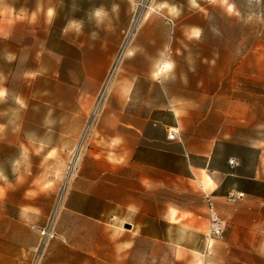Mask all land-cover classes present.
Here are the masks:
<instances>
[{
    "label": "crops",
    "instance_id": "crops-1",
    "mask_svg": "<svg viewBox=\"0 0 264 264\" xmlns=\"http://www.w3.org/2000/svg\"><path fill=\"white\" fill-rule=\"evenodd\" d=\"M132 1L35 0L31 4L0 0V88L6 89V96L0 100V147L18 148L19 160L29 152L71 153L77 147L124 38ZM113 5H118L115 13ZM100 7L108 17L98 26L93 13ZM49 9L55 12L51 21ZM72 21L82 24L79 33L69 28ZM143 29L133 39L134 55L127 56L118 70L110 100L93 128L80 176L65 196L64 212L117 221L122 210L131 209L142 220L136 225H178L185 232L180 238L155 228L143 233L173 244L185 256L194 247L188 233L200 231L172 220L169 212H142L139 197L129 199L125 195H139L146 188L174 187L180 193L197 192L214 198L215 208L223 216L227 208L223 197L242 191L240 179L263 181L242 172L239 154H220L216 141L205 148L203 137L184 129L187 119L181 109L164 101H148V83L156 81L151 76L153 66L163 60L166 49L149 48L151 37L145 34L151 29ZM171 129L176 131L174 139L167 137ZM230 159L235 163L231 165ZM21 176L6 179L0 170V210L4 211L0 218L13 226L33 222L28 187L17 180ZM13 197L17 199L14 202ZM206 219L208 229L207 209ZM125 223L122 220L121 224ZM13 247L18 251L24 248L20 241ZM22 258L17 252L11 264H20Z\"/></svg>",
    "mask_w": 264,
    "mask_h": 264
},
{
    "label": "rangeland",
    "instance_id": "rangeland-1",
    "mask_svg": "<svg viewBox=\"0 0 264 264\" xmlns=\"http://www.w3.org/2000/svg\"><path fill=\"white\" fill-rule=\"evenodd\" d=\"M137 14L139 23L129 33ZM126 26L118 70L134 47L137 31L149 27L148 47L165 46L163 60L170 59L175 67L167 78L148 83V101L181 109L187 119L184 129L203 137L205 148L216 141L220 154H239L244 159L242 172L264 182V0H133ZM193 29L200 30L198 38L191 36ZM111 94L112 90L105 106ZM239 143L248 149L241 150ZM76 149L29 152L19 160L18 148L0 147V170L13 180L22 173L17 180L28 187L33 215V222L23 226L0 218V264H11L17 252L23 255L20 264H29L39 239L36 229L45 225L52 207L63 202L80 176L83 153L75 166L71 164ZM74 168L78 173L72 179ZM255 190L264 192L261 184ZM125 197H139L142 212H169L172 220L200 231L188 233L193 250L183 256L173 244L146 236L143 231L154 228L176 238L185 232L178 225H136L142 220L131 209L122 210L117 221H97L63 208L55 226L57 236L48 243L40 264H264V197L246 195L235 204L225 201V233L209 245L202 238L208 232L206 198L199 193L160 186ZM19 241L24 247L20 251L13 247Z\"/></svg>",
    "mask_w": 264,
    "mask_h": 264
},
{
    "label": "built area",
    "instance_id": "built-area-1",
    "mask_svg": "<svg viewBox=\"0 0 264 264\" xmlns=\"http://www.w3.org/2000/svg\"><path fill=\"white\" fill-rule=\"evenodd\" d=\"M123 56L124 49L120 48L113 58V61L108 69L107 75L97 93L96 99L94 101L90 113V117L81 132L79 143L75 152L77 156H80L81 153H83L82 155H84V152H86L90 146L91 138L93 135V128L95 127L97 119L101 115L105 103L109 98L110 92L112 90V81H114L116 78L118 67L123 59ZM175 133L176 131L171 129L167 133L168 139H174ZM229 163L232 165L235 163V160L230 159ZM77 173V169L74 168L71 172L72 179L77 176ZM245 196L246 194L243 191H231L226 194L223 198L227 203L235 204L238 201L244 199ZM64 200L63 202H61V200L57 201V203L50 210L45 225L36 229L39 234V239L38 243L33 249L32 257L29 264H40L48 243L51 239L57 236L55 226L60 215L61 209L64 208ZM206 209L208 217V232L205 235V242L209 245L212 240L221 239L223 237L226 230V220L217 211V209L215 208L214 201L210 196H206Z\"/></svg>",
    "mask_w": 264,
    "mask_h": 264
},
{
    "label": "clouds",
    "instance_id": "clouds-1",
    "mask_svg": "<svg viewBox=\"0 0 264 264\" xmlns=\"http://www.w3.org/2000/svg\"><path fill=\"white\" fill-rule=\"evenodd\" d=\"M231 11V8L229 9ZM112 11L115 13L118 11V5H113ZM55 12L53 9H49L48 11V18L49 21H51V19L54 17ZM95 19H96V23L99 26L101 23H103V21L108 17V13L107 11H105V9L103 7L97 8L94 13H93ZM249 19H251V17H249ZM82 27V24L80 22L77 21H72L69 25L70 29L75 30L77 33L80 32ZM67 31V29H66ZM200 35V30L199 29H193L191 32V36H195V37H199ZM93 38H96V34L93 33ZM128 56H133L134 55V51H129ZM163 55V54H161ZM9 59H14V57H9ZM175 67V64L173 61H171L170 59H164L162 61H158L154 66H153V71L151 73L152 79L153 80H159L162 76H164L165 78L167 77V75L169 73L172 72L173 68ZM6 96V89H2L0 88V100H2L4 97ZM18 103H21V101L17 100ZM23 106V105H22ZM3 126H0V129H2ZM3 195V190L0 189V196Z\"/></svg>",
    "mask_w": 264,
    "mask_h": 264
},
{
    "label": "trees",
    "instance_id": "trees-1",
    "mask_svg": "<svg viewBox=\"0 0 264 264\" xmlns=\"http://www.w3.org/2000/svg\"><path fill=\"white\" fill-rule=\"evenodd\" d=\"M241 150L246 151L248 147L244 145H238ZM241 163H244V159L240 156ZM261 184L264 188V182H256V181H249L247 179H240V183H238V187L241 188L243 192H247L250 194H258L264 197V192H258L255 190V186Z\"/></svg>",
    "mask_w": 264,
    "mask_h": 264
},
{
    "label": "bare ground",
    "instance_id": "bare-ground-1",
    "mask_svg": "<svg viewBox=\"0 0 264 264\" xmlns=\"http://www.w3.org/2000/svg\"><path fill=\"white\" fill-rule=\"evenodd\" d=\"M138 23H139V15L137 14L136 17L134 18V20L132 21V25H131V29H130V32L129 33H132L133 27L134 26H137ZM77 162H78V157H77V154H76V155H74V157L72 159V163H71L72 164V167L75 166L77 164Z\"/></svg>",
    "mask_w": 264,
    "mask_h": 264
},
{
    "label": "water",
    "instance_id": "water-1",
    "mask_svg": "<svg viewBox=\"0 0 264 264\" xmlns=\"http://www.w3.org/2000/svg\"><path fill=\"white\" fill-rule=\"evenodd\" d=\"M126 228H130V224L129 223H125V225H124Z\"/></svg>",
    "mask_w": 264,
    "mask_h": 264
}]
</instances>
